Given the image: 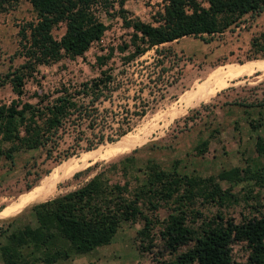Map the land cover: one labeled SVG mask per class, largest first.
<instances>
[{
    "label": "trees",
    "instance_id": "16d2710c",
    "mask_svg": "<svg viewBox=\"0 0 264 264\" xmlns=\"http://www.w3.org/2000/svg\"><path fill=\"white\" fill-rule=\"evenodd\" d=\"M28 1L33 16L22 21L18 28L16 53L22 60L10 63L0 74V85L8 83L15 94L8 102L0 103V134L7 140L5 147L0 146V153L9 158L15 150L35 148L47 142L56 147L55 137L65 128L75 132L74 148H62L59 157L80 148L90 150L105 139L118 140L129 129L131 114L145 112L146 105H142L124 117L125 125L113 128L115 135H111V130L104 132L106 126L111 129L105 113L108 108L99 107L98 102L108 98L111 90V74L106 69H101V75L92 79L74 84L61 81L59 87L43 93L33 90L34 102L21 98L27 78L38 65L81 55L92 41L100 38L107 26L101 12L117 13L123 25L130 28L128 41L117 46L122 61H128L157 44L181 36L197 35L207 41L208 36L204 35L222 32L243 14L264 9V0H203L205 4L199 0H165L159 12L160 21L154 24L127 15L124 0ZM13 5L14 0H0V11ZM59 26L62 31L56 36L52 30ZM251 44L264 49L262 39L257 36L252 37ZM112 52L111 46L106 53L96 55V63L103 64ZM260 55L264 57V52ZM83 126L100 131L96 139L86 138L87 142L81 145ZM205 144L206 140H201L197 150H203ZM254 148L258 153L264 152V135H256ZM46 151L47 156L52 155L51 147ZM132 160L131 154H124L103 162L77 187L32 204L31 220L19 224L14 217L1 222L2 264H49L89 252L109 242L122 222L135 217L146 219L148 214L152 220L134 240L140 255L150 253L153 264H264V202L250 187L238 195L219 182L225 179L232 183L243 178L261 184L264 173L260 167L234 165L216 175H195L179 172L175 165L170 173H165L149 160L141 176L133 173L129 179ZM118 169L122 181L109 176V172ZM248 198L253 201L248 203ZM240 199L247 203L248 213L235 219L224 208ZM205 205L216 208L204 213ZM160 206L167 208L162 216L157 212ZM235 242L244 245L243 259L232 258L231 245Z\"/></svg>",
    "mask_w": 264,
    "mask_h": 264
},
{
    "label": "rangeland",
    "instance_id": "374dc122",
    "mask_svg": "<svg viewBox=\"0 0 264 264\" xmlns=\"http://www.w3.org/2000/svg\"><path fill=\"white\" fill-rule=\"evenodd\" d=\"M164 1L124 0L123 7L127 15L157 24ZM199 1L205 4L203 0ZM32 16L28 0H14L12 7L0 11V74L6 71L10 63L16 64L22 60V56L16 53L19 49L18 28L22 21ZM100 17L107 24L100 38L92 41L81 55L72 58L64 56L51 64L38 65L27 78L21 98L34 102L36 97L32 94L33 90L43 93L59 87L61 81L74 84L92 79L101 75V69H106L111 74V90L108 98L98 102L99 107L108 108L105 113L111 129L106 126L104 132L109 133L111 130V135H115L113 128L125 125L126 115L146 105L142 115L131 114L129 129L121 135L129 140L135 137V143L124 152L105 155L117 141L105 139L90 150L80 148L68 156L59 157L61 153L58 151L62 148H74L75 132L65 128L55 137L58 141L56 147L47 142L35 148L15 150L11 158L0 153V210L19 194L31 190L50 177V173H56L57 178L46 198L77 187L103 162L116 160L124 154L133 157V166L128 167L129 179L133 173L141 176L149 160L156 162L165 173H170L175 165L179 172L187 174L216 175L222 169L234 165L243 167L246 164L252 168L260 167L264 173V152L258 153L254 148L256 135H264V70L226 79L227 82L205 100L192 103L183 101L189 91L196 89L199 82L214 71L253 59H264L260 55L264 49L251 44L254 36L262 39L264 44V9L243 14L222 32L204 35L208 36L207 41L197 35L181 36L157 44L128 61H122L117 46L128 41L130 28L123 25L121 17L115 12H101ZM52 31L57 36L62 26ZM111 46V55L103 64L98 65L96 55L106 53ZM14 96L8 83L0 85V103L8 102ZM237 100L240 103L235 102ZM248 101L260 102L247 105ZM99 131L97 128L90 130L83 126L81 145L87 142L86 138L96 139ZM201 140H206V144L199 151L197 147ZM6 145L7 140L0 134V146ZM49 147L52 148L51 156L46 154ZM92 151L95 157L80 158L82 154ZM62 163L75 165L71 173L63 177ZM88 165H91L89 169L73 175ZM109 176L120 181L123 179L119 169L109 172ZM219 182L222 187L229 186L238 195L250 187L252 192L259 193L260 201L264 202V182L260 184L254 179L243 178L232 183L225 179ZM133 183L131 180L130 185ZM28 184L30 186L27 188ZM252 201L253 198L247 200L248 203ZM29 208L17 216V223L32 219ZM215 208L213 205H205L202 210L210 213ZM166 211L165 206L157 210L160 216ZM224 212L239 219L242 213H248V206L240 199L238 203L224 208ZM150 219L152 215L148 214L146 219L135 217L124 221L109 242L89 252L61 258L49 264H153L150 253L140 255L134 240L135 235L150 223ZM231 252L234 260L243 259L246 254L241 242L232 243Z\"/></svg>",
    "mask_w": 264,
    "mask_h": 264
},
{
    "label": "bare ground",
    "instance_id": "6f19581e",
    "mask_svg": "<svg viewBox=\"0 0 264 264\" xmlns=\"http://www.w3.org/2000/svg\"><path fill=\"white\" fill-rule=\"evenodd\" d=\"M256 70H264V59H253L244 62L241 65H233L228 66L226 68H221L217 71H214L213 73L208 75L207 78L199 82L196 89H194L193 91H189L184 98L182 97L183 101L185 103H192L203 99L205 100V98H208V96L213 93L217 88L223 86L227 82L226 79H232ZM140 139L141 138H139V140ZM133 140L121 137L116 141L115 146L111 147L109 152H107V154L105 155H112V153H121L126 151L129 147L133 145ZM89 156L95 157L96 155L92 151L89 153L82 154L80 158L84 159L85 157ZM67 164H63L64 167L62 166V177L63 175H66L69 172L71 173V169L75 167V165H70L71 168H69L70 166ZM50 175L51 176L46 179L43 178L44 180L41 181L35 187H33L31 190L23 192L19 194L16 199L11 200V202H7L4 208L0 210V222L13 219L14 217H17L19 214H21L27 207L31 206L32 204L38 201L44 200L47 195L51 193L55 183V179L57 178L55 177L57 175L56 173H50Z\"/></svg>",
    "mask_w": 264,
    "mask_h": 264
},
{
    "label": "water",
    "instance_id": "95a60500",
    "mask_svg": "<svg viewBox=\"0 0 264 264\" xmlns=\"http://www.w3.org/2000/svg\"><path fill=\"white\" fill-rule=\"evenodd\" d=\"M11 220V219H10ZM8 221V220H7ZM1 222H6V221H1Z\"/></svg>",
    "mask_w": 264,
    "mask_h": 264
}]
</instances>
